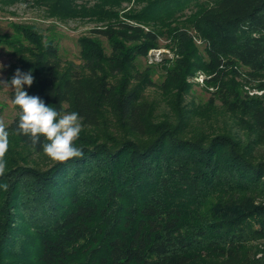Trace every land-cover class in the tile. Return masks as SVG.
I'll use <instances>...</instances> for the list:
<instances>
[{
    "label": "trees",
    "instance_id": "trees-1",
    "mask_svg": "<svg viewBox=\"0 0 264 264\" xmlns=\"http://www.w3.org/2000/svg\"><path fill=\"white\" fill-rule=\"evenodd\" d=\"M31 1L51 17L99 23L79 39V66H66L34 25L14 24L10 41L21 54L13 75L32 70L35 78L24 90L79 113L85 129L75 144L84 155L46 168L5 155L0 264H264V162L253 157L264 144V95L243 91L253 85L264 94V0ZM162 37L176 48L159 86L176 119L155 123L144 99L155 81L137 63ZM198 72L215 91L206 106L185 111ZM217 100L251 143L190 134L191 114L208 116ZM18 113L8 131L44 155L16 133ZM106 118L126 136L98 133Z\"/></svg>",
    "mask_w": 264,
    "mask_h": 264
},
{
    "label": "rangeland",
    "instance_id": "rangeland-1",
    "mask_svg": "<svg viewBox=\"0 0 264 264\" xmlns=\"http://www.w3.org/2000/svg\"><path fill=\"white\" fill-rule=\"evenodd\" d=\"M133 7H135L134 1L131 3L125 2L123 4V8L125 9L121 13ZM189 13V10L184 12L185 15ZM22 23L36 26L45 36L46 40L52 39L57 44L66 66L70 64L79 66L82 63L79 39L83 36L90 35L91 30L99 25L95 20L89 18L59 19L57 17H51L44 8L35 5L31 0H23L10 5L0 3V64L5 66L0 70V79L10 80L13 76V65L18 63L21 54L11 46L10 41L14 40L13 38L17 36L14 24ZM101 39L107 53H110L107 40L105 38ZM195 42L203 54L204 45L202 38H197ZM160 45L159 49L151 50L147 57L139 58L137 63V70L142 72L145 69H149L155 81L156 86L147 88L144 94L145 101L150 104L152 109L151 119L155 123L176 119V110L172 105L173 98L165 96L159 89V86L165 78V65H169L177 57L176 48H173L174 46L171 44V40L167 37L161 38ZM189 82L193 84V88L185 96L183 104L184 110L190 111L194 110L197 106H206L212 97L211 92L215 91L214 87L207 84L206 74L198 72L189 78ZM243 91L251 96L264 95L263 91L254 88L253 85L244 86ZM11 97V90L0 87V119L4 120L7 128L18 113L17 109L11 104ZM215 104L216 107L214 109L208 110V116L191 114L188 128L190 134L214 137L229 133L235 139H242L244 144L251 143L253 137L240 124L239 120L226 112L218 100ZM83 129L85 127L82 125ZM101 129L103 130L97 132H108L119 138L126 136V132L118 124L107 118L104 123V128ZM142 141H145V139H142ZM8 153L14 155L19 162L26 160L42 168H46L52 163V160L46 155L24 150L18 144L15 136L10 132L9 148L6 154ZM253 157L256 163L264 162V144L256 146ZM261 245L264 246V241L261 242Z\"/></svg>",
    "mask_w": 264,
    "mask_h": 264
},
{
    "label": "clouds",
    "instance_id": "clouds-1",
    "mask_svg": "<svg viewBox=\"0 0 264 264\" xmlns=\"http://www.w3.org/2000/svg\"><path fill=\"white\" fill-rule=\"evenodd\" d=\"M5 66L0 64V70ZM32 70L23 72L16 69L10 80L0 79V87L12 91L11 104L19 110L16 133L30 139L32 145H39L48 158L54 162L66 163L82 158L84 153L77 147L82 132L81 117L78 112H65L46 105L39 97L29 95L24 86L34 83ZM9 148V131L0 119V177L4 176L7 162L5 155ZM5 189L7 185H4Z\"/></svg>",
    "mask_w": 264,
    "mask_h": 264
}]
</instances>
